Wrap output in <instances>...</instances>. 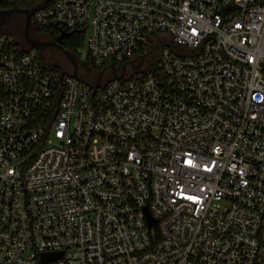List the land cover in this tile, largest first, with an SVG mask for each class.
Listing matches in <instances>:
<instances>
[{
	"label": "built area",
	"instance_id": "2783aa9c",
	"mask_svg": "<svg viewBox=\"0 0 264 264\" xmlns=\"http://www.w3.org/2000/svg\"><path fill=\"white\" fill-rule=\"evenodd\" d=\"M43 3L109 76L0 34V264H264V0Z\"/></svg>",
	"mask_w": 264,
	"mask_h": 264
},
{
	"label": "water",
	"instance_id": "95a60500",
	"mask_svg": "<svg viewBox=\"0 0 264 264\" xmlns=\"http://www.w3.org/2000/svg\"><path fill=\"white\" fill-rule=\"evenodd\" d=\"M45 5V3H43L42 5L37 6L33 11L30 10H20L17 8L16 5V0L12 1V9L11 10H7V11H1L0 10V28L2 26H4L5 24V20L7 19L8 16H12V15H17V14H23L25 16V23H24V44L29 48V50H34V51H42L46 48L49 47H54L56 49H58L65 57L66 59L71 63L72 67H73V72H72V76L74 78H76L79 83L83 84V85H88V83L82 79H80L78 77V65L76 60L74 59V57L70 54V52H68L66 49H64L61 45V40L64 37L69 36V34L64 33L63 31H61L60 36L56 39V44H50V43H43V42H38L35 41L33 39H31L28 36V32L30 29V25H31V16L32 14L37 11L38 9H40L41 7H43ZM131 66L133 69L135 70H139L140 67H133V63L129 62L128 64L124 65L121 67V71L118 74V69L116 67H114L113 65L109 66V70L110 73L112 75V79L114 80H122L124 78V75L126 73V67L127 66ZM105 72V70L101 71L97 77V80L95 82L94 85H92L93 89H97L102 81V75ZM64 75V73H63ZM62 75V77H63ZM152 225V222L149 221V226ZM61 258V253H48V254H43L41 255V264H46L48 262H52V261H56L57 259Z\"/></svg>",
	"mask_w": 264,
	"mask_h": 264
},
{
	"label": "flooded vegetation",
	"instance_id": "af4514ba",
	"mask_svg": "<svg viewBox=\"0 0 264 264\" xmlns=\"http://www.w3.org/2000/svg\"><path fill=\"white\" fill-rule=\"evenodd\" d=\"M12 8L13 7H5V8H0V10L1 11H7V10H11ZM17 8L20 9V10H29L28 8H19V7H17ZM9 20H12L13 23L15 24V26L17 27V29H16V35H18L20 37L21 43L23 44L24 43V32L23 31H24L25 16L23 14H17V15L8 16L7 19L5 20V24H7ZM28 36L31 39H33L35 41H38V42L50 43V44H53L54 43V44H56L57 43L56 42V39L60 35H59V33H57V34L54 33V34H51V35H43V34H40V33L36 32V29H34V27L31 24L30 25L29 32H28ZM72 36H73V34H69V36L64 37L61 40L62 47H63V45L65 43V40L71 38ZM39 52L37 54L39 55V57L41 58V60L45 64H47V65H51V66H54V67H58L59 64L65 63V64H68L70 67H72L71 63L66 59V57L58 49H56L54 47H49V48H46V49H44L42 51H39ZM48 52H53V54H54V56L50 60L48 59ZM68 52H70V51H68ZM70 54L73 56L72 52H70ZM55 58H56V61L49 62V61L54 60ZM54 63H56V64H54ZM99 73L96 72V71H93V82H95L97 80V77H98ZM108 76H109V74L104 72L103 75H102V81L106 80L108 78ZM80 77H82V76H80Z\"/></svg>",
	"mask_w": 264,
	"mask_h": 264
},
{
	"label": "rangeland",
	"instance_id": "374dc122",
	"mask_svg": "<svg viewBox=\"0 0 264 264\" xmlns=\"http://www.w3.org/2000/svg\"><path fill=\"white\" fill-rule=\"evenodd\" d=\"M16 29H17V27L15 26L13 21L9 20L7 24H5L2 28H0V34H6L10 38H12L13 41L17 40L18 42L21 43L20 37L18 35H16ZM35 52L38 53V51H35ZM74 55L78 58V59H76L78 65H79L78 66V76L79 77L82 76L84 78L83 79L81 77L82 80H84L86 82L93 83V70L88 69L87 66H85V64H84L85 61H86L85 50L81 48ZM53 56H54L53 52H48V59L49 60ZM54 61H56V58L54 60H52V61H49V62H54ZM54 64H56V63H54ZM59 65H58V68H60L62 71H65L67 73L73 71V68L70 67L68 64L61 63Z\"/></svg>",
	"mask_w": 264,
	"mask_h": 264
},
{
	"label": "trees",
	"instance_id": "16d2710c",
	"mask_svg": "<svg viewBox=\"0 0 264 264\" xmlns=\"http://www.w3.org/2000/svg\"><path fill=\"white\" fill-rule=\"evenodd\" d=\"M40 1L41 0H16V5L19 8L31 9L32 7L37 5ZM0 8H2V6H0ZM36 32L43 34V35H51L54 33L56 34L59 33L58 30L56 29L48 30L44 32H39V31H36ZM15 42L18 46L22 47L24 50H29V48L24 43L22 44L18 42L17 40ZM83 45H84V35L76 33V34H73L71 38L65 40L63 47L67 51H70L73 54H76L79 49L83 48Z\"/></svg>",
	"mask_w": 264,
	"mask_h": 264
}]
</instances>
